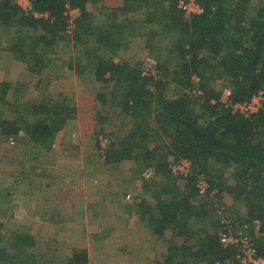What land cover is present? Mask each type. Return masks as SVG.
I'll return each mask as SVG.
<instances>
[{
  "label": "trees",
  "instance_id": "1",
  "mask_svg": "<svg viewBox=\"0 0 264 264\" xmlns=\"http://www.w3.org/2000/svg\"><path fill=\"white\" fill-rule=\"evenodd\" d=\"M179 1L120 0L97 6L99 0H32L34 11L49 14L36 18L3 0L0 33L6 34L7 45L0 42V50L26 62L32 78L39 75L40 81L64 43L71 47L67 52L76 73L93 76L96 98L118 107L123 120L112 131L102 160L128 162L141 187L150 191L152 198L138 202L143 211L137 214L154 235L164 240L172 235L155 264L232 260L238 246L221 243V232H241L264 257V105L248 117L228 105L258 92L264 96V0H196L201 12L187 16ZM66 4L80 11L70 31ZM143 29L151 30L146 35ZM135 37H143L141 53L123 57ZM9 85L2 82L0 94L3 112L10 114L0 115V139L7 143L27 138L44 145L75 114L63 89L29 110L27 102H3ZM104 120L99 114L100 131ZM181 159L189 161L191 172L177 177L168 167ZM146 169H152V177L142 176ZM199 178L207 185L205 194L197 191ZM223 197L231 203L220 202ZM252 221L259 224L257 232L249 226ZM6 234L0 236V264H37L27 254L34 243L29 234L7 239ZM86 262L82 250L62 264Z\"/></svg>",
  "mask_w": 264,
  "mask_h": 264
},
{
  "label": "crops",
  "instance_id": "2",
  "mask_svg": "<svg viewBox=\"0 0 264 264\" xmlns=\"http://www.w3.org/2000/svg\"><path fill=\"white\" fill-rule=\"evenodd\" d=\"M119 1L120 0H113L110 1V3L104 2V4L113 6L118 5ZM99 3L100 2L96 3L97 6ZM91 5L93 4L88 3L87 7L91 9ZM96 14L97 13H95V15ZM79 15L80 11L77 9L71 16L72 21ZM142 38L143 37H139L140 41H143ZM56 54L57 56L56 58H52V62L55 65L58 63L61 64L60 59H62L64 53L58 51ZM67 54H69V58H67L69 61L67 62L68 67L66 66V72L71 69L70 75L68 73L67 76H71L72 78H63L60 85L61 88L74 87L76 90L74 93V90L70 91L64 89L66 91L65 94H69L68 96L71 99L72 106L75 108L74 116L66 122L63 128L57 132L50 142L44 145L30 142L27 138L20 140L24 142V146L28 145L27 147L34 156L37 155L39 157L41 154H47L44 157L46 158V162L44 161L45 163L41 168V172L36 170L34 172L33 170L30 172L27 171L21 174V177L26 184L37 185L43 192H49L48 195H40V197H43L41 199L46 202L45 214L50 216V218H47V222L50 223V225L46 227L47 234H52L51 238L54 237L57 242L61 241V246H65V248L71 247V250L64 255L62 253H56L57 257L54 261L60 262L59 264L64 263L66 258L71 254H79L82 250H85L87 255L86 264L93 262L101 264L102 261L112 263L113 258L105 259V257L110 254H118L119 257L116 259H120L122 264L128 263L129 260V264H131V261L135 262L137 259L149 264H155L158 260L160 261L161 252L166 248L168 241L154 235L147 226L146 221L144 219L141 220L137 214L143 211V208L138 206V202L146 197L139 195L137 192L140 190L145 195L150 193V191L145 193L144 188L140 185V181L135 179L137 177L131 175L130 171L134 169V166H130L128 162L113 163L104 160L99 161L98 158L93 157L90 150V148H94L96 153V149H98L97 136L99 134H92L88 128L96 125L99 114L105 118L103 121L104 125H112L111 123L114 122L118 126L123 120L121 116L117 114L118 107H114L115 105L111 104L110 101H108L109 99L106 101L103 98L104 102H106L103 103L96 98V93L93 90L95 89L96 83L93 76L88 75L82 78L76 73L77 70L75 66L77 64L73 56L69 52H67ZM125 56L131 59L133 58V56H129L126 53L123 54V57ZM114 60L117 61L118 58H114ZM0 61V94L2 90L1 83L9 82L10 85L8 86L7 93L9 90L13 91L14 94L17 92L19 94L18 101L27 102L29 110H33L34 103H37L42 97H45L39 96V92L36 93V95H32V88H34V90H41L43 87L41 85L43 83V78L38 81V75V77L33 79L29 69L24 67L23 62L16 59L10 51L0 50ZM79 65H81V62ZM2 73H4L3 76ZM87 79L90 80V83ZM57 80L56 83L59 85L61 79ZM57 84L56 86H58ZM26 90L31 91L27 93ZM30 93L33 97L37 98L32 99L33 97L28 98V96L25 95ZM95 153L93 154L96 157L97 153ZM97 170L104 171H101L100 177L98 173L96 174ZM124 170L133 183V186L130 185L127 191H132L133 193H126V195L130 194V198L127 200L125 195L122 197L120 195L117 199L115 198L117 203L116 206L123 205V208H121V212L117 218L110 219L113 212L110 211L109 203H113L114 200L109 198V194L115 197L119 194L120 187L115 183H117L118 179L121 182L123 179L116 174H121ZM107 172H110V174H106ZM30 173L36 174L30 175ZM111 173H115L114 175L116 177L113 178L114 176H112ZM37 178H39V180H37ZM47 178L51 179L48 181L46 180ZM97 178L100 180L99 183L96 182V184H93V180H97ZM177 182L179 183L178 186L181 187L182 183L180 181ZM103 193H107L104 199L97 198V195H102ZM148 196H150V199L152 198L151 195ZM165 197L166 196H163V198ZM93 202L98 204L96 206L102 209L100 212L104 213L103 222L96 223L95 214L101 213L96 212L94 205L91 206V210L86 207L88 203ZM105 205H107L106 208H104ZM121 215L124 216L123 220L120 219ZM53 217L56 218V221ZM54 223L56 224L54 225ZM107 232H109L110 238H108ZM79 233H81L80 236L83 237L81 240L77 238ZM91 234L97 235V240L93 243L91 242V240H93L90 237L92 236ZM142 234L146 235V239L140 237ZM121 235L123 236L120 237ZM147 235H150L152 239ZM114 236L120 239H116ZM84 238L86 239L83 241ZM154 244L156 245L154 246ZM48 248L50 247L48 246ZM139 248L140 250L138 251L141 252L139 258L137 257L136 259L135 252H137ZM154 248L156 254L152 252ZM146 249L149 251L152 250L150 251L152 254L146 255ZM49 252L50 251H47L46 247V250L43 252L44 256L42 255L43 258H47L45 260H48L47 254H49ZM120 256H122V258ZM49 258H51V256ZM37 262V259H35L34 263Z\"/></svg>",
  "mask_w": 264,
  "mask_h": 264
},
{
  "label": "rangeland",
  "instance_id": "3",
  "mask_svg": "<svg viewBox=\"0 0 264 264\" xmlns=\"http://www.w3.org/2000/svg\"><path fill=\"white\" fill-rule=\"evenodd\" d=\"M103 1V2H102ZM110 1L113 0H99V2L102 3H110ZM117 1V0H114ZM92 5H91V9H92ZM96 16H98L99 18L101 17V15L96 14ZM154 29V28H153ZM151 29H143V33L147 35V33L150 31ZM156 30V29H154ZM153 30V31H154ZM5 37L6 34L5 33H0V42L1 44H6L5 42ZM93 39V38H92ZM139 37H135L132 41H131V45L130 48L128 50V53H126L129 56H133L136 57L137 55H139L141 52L138 51L140 48L139 46ZM168 41V38L166 37V40L162 43V44H166V42ZM0 44V45H1ZM7 45V44H6ZM71 47H69L68 45L66 46L64 43L60 45L59 49H61V52L64 53V55H62V59H60L61 64L58 63L57 65L53 64V67H51V71L50 70H44L42 73V78H43V83L41 84L43 87L41 88V90L37 89L34 90V88H32V95H36V93L39 92V96H45L42 97V99L44 98L45 100H47V98L50 96H55L54 93H56L58 91V89H65V90H70L73 91L75 93V88H69V87H62L61 88V83H62V79L64 78H72L71 76H67V74L71 73V69H69L66 72V66L67 62L69 61L67 58H69V54H67V49H69ZM102 50V48H99ZM58 53V52H56ZM144 55V53L142 54V56ZM57 54H54L53 58H56ZM126 58H129L127 56H125ZM1 63V61H0ZM23 66L24 67H28V65L26 64V62L23 61ZM34 68V67H32ZM37 68L32 69V71H36ZM4 72V71H3ZM4 73H2L3 76ZM32 75H37L36 72L32 73ZM73 76V75H72ZM55 79H61L59 81V85L57 83H55ZM56 84L58 86H56ZM85 90V89H83ZM27 93H29V90H26ZM172 91V90H171ZM85 92V91H83ZM24 93V92H23ZM66 93V91H65ZM26 96H28V98L33 97L30 94H25ZM69 95V94H68ZM23 98V97H22ZM36 99L37 97H33L32 99ZM12 99H17L19 100V94L16 92V94L13 93V91L9 90V92L7 94H5V98L3 99V102H11ZM41 99V100H42ZM19 103H22L20 101H18ZM5 103H2L0 101V115L2 116L3 114H5V116H10L9 112H3L4 108H5ZM18 110V109H17ZM20 110V109H19ZM14 111V110H13ZM19 112H23V110L19 111ZM101 125V123H99ZM112 125H103V129L102 131H100L98 129V127H96V125L94 126H90L88 129L92 134H95L96 132H98V136H97V142L98 139H100V137L104 138L107 137L109 138L111 136L112 131L116 130V124L114 122L111 123ZM97 135V134H96ZM71 136V134H70ZM23 141H19L18 143H16V145H10L8 144L6 141H3L2 139H0V224H3L2 228L0 229V236L6 232L7 234L6 239L11 237L14 233L18 236H21L22 233H27L29 234L34 243L32 245V247H29L27 249V254L32 255L33 259H37V264H59L60 262H56L54 261V259H56L57 254H65L67 253L69 250H71V247H67L65 248V246H61L62 243L61 241H56L53 238H51L52 234H47V230L46 227L47 225H50L49 222H47V218H50V216H47L46 213V202L41 199L43 197H40V195H48L49 192H43L42 190H40L38 188L37 185H32V184H26L25 181L22 179L21 174L25 173V172H30L33 170V172L36 170L38 172H41V168L43 166V164L46 162V158H44L47 154H41L39 155V157L36 155L34 156L30 149L27 147L28 145H23ZM91 153L93 155L94 158H98V160L102 161L103 157L100 154V151L98 149H96V153L97 156L95 157V155L93 153H95L94 148H90ZM95 153V154H96ZM85 160H87L86 158H84ZM97 160V159H96ZM45 161V162H44ZM35 163V164H34ZM132 166V165H130ZM74 171V170H73ZM103 170H97L96 174L98 173V176L100 177V173ZM104 172V171H103ZM112 172V171H111ZM131 175H135L137 176V174L132 170L130 171ZM31 174L30 175H35ZM106 174H110V172H107ZM115 173H111L112 176H114L113 178H115L116 176L114 175ZM120 173H117L116 175H118L122 180V182L118 179L117 183L118 186L120 187L119 189V194L115 197L112 196L111 194H109V198L114 200L113 203L110 202V211L113 212V214L110 216V219L112 218H117L119 213L121 212V208H123V205L121 206H116V199L118 198V196L121 195V197L126 194V193H133L132 191H127L129 190L128 188L131 186H133V183L131 182V180L129 179V175H127V173L125 172V170L119 175ZM51 178H47L46 180H50ZM37 180H39V178H37ZM100 180H93V184L99 183ZM132 183V184H131ZM8 188H10L11 191H9L8 193L6 192V198L3 197L2 193L5 191H8ZM14 190V191H13ZM127 191V192H126ZM48 192V193H47ZM139 195H143L146 196L147 198H149L148 195H151V193L148 194H143L140 190L137 192ZM147 193V192H145ZM7 195H10L7 197ZM99 199H104V196H107V193H103L102 195H97ZM127 195H125L126 197ZM130 196V194H129ZM145 197V198H146ZM116 198V199H115ZM120 198V197H119ZM127 200V197H126ZM45 203H44V202ZM104 201V200H103ZM222 201H227V203H231L232 200H227L225 199V197H223V199H220V202ZM51 202V201H48ZM225 203V202H224ZM229 203V204H230ZM53 204V203H52ZM94 205V209L96 210V212H99L101 214H95V219H96V223L99 222H103V218H104V213L100 212L102 211V209H100V207L96 206L98 204L96 203H88L86 205L87 208H89L91 210V206ZM107 205H105L104 208H106ZM48 212V211H47ZM110 212V213H111ZM53 219L56 221V218L53 217ZM81 219V218H80ZM120 219L123 220L124 216L121 215ZM79 220V219H78ZM81 221V220H80ZM112 221V220H111ZM207 223V221H205ZM56 223H54L55 225ZM53 225V224H52ZM195 226V224H194ZM56 227V226H55ZM14 234V235H15ZM81 233H79V236H77V238L79 240H81L80 236ZM168 234V233H167ZM92 235V234H91ZM108 238H110L109 236V232H107ZM124 235V233H123ZM123 235H121L120 237H122ZM169 235V234H168ZM151 238L150 235H147ZM13 237V236H12ZM91 242L93 243L95 240H97V235H92L90 236ZM116 239H120L119 237L114 236ZM140 237H144L146 239V235L142 234V236L140 235ZM164 237V236H163ZM168 240H171L172 235L167 236L166 237ZM86 238L83 239V241ZM152 239V238H151ZM166 239V241H168ZM169 243V242H168ZM156 244H154L155 246ZM48 246L50 248H48ZM47 247V251L49 250V254L48 255V260L46 257L43 258V252L46 250ZM137 249V252H135V258L137 259V257L139 258V254L141 251ZM148 249H146V255H151L152 252H154V254H156L155 252V248L150 251H147ZM43 251V252H42ZM60 252V253H59ZM114 252V251H113ZM145 253V252H143ZM43 255V256H42ZM51 256V258H49ZM119 255H109L106 256L105 259L108 258H113V262L112 263H106L105 261H102L101 264H122V261L119 259L117 260L116 258H118ZM122 258V256H120ZM141 257V256H140ZM22 258V257H21ZM144 261V260H143ZM35 262V261H34ZM130 260L128 261L129 264ZM62 264V263H61ZM90 264H96V263H90ZM131 264H149L146 263L145 261L142 262L139 259H137L135 262L131 261Z\"/></svg>",
  "mask_w": 264,
  "mask_h": 264
},
{
  "label": "built area",
  "instance_id": "4",
  "mask_svg": "<svg viewBox=\"0 0 264 264\" xmlns=\"http://www.w3.org/2000/svg\"><path fill=\"white\" fill-rule=\"evenodd\" d=\"M3 1V0H0ZM12 3H14L24 14H30L36 18L44 17L47 18L49 14L47 12H36L33 10L32 7V0H9ZM178 7L184 12V14L190 15V14H196L201 12V7L197 3L196 0H180L178 2ZM66 10L64 11V15L67 17V23L68 27L67 30L70 31V28L73 26V21L71 19V16L73 15V12H76L77 9L71 8L68 4L65 5ZM148 61L155 63L154 60L151 58H147ZM223 94L225 96L230 94V91L228 88L223 89ZM232 112L238 113L244 117H248L253 113H256L258 110H260L264 105V96L262 92H258L254 94L250 100L245 102H236L235 104L231 105ZM110 139L107 137H100L98 139V150L100 151V154L102 157H105V149L108 145ZM169 170L171 171V174L174 176H186L191 172V165L188 160L181 159L176 162H173L169 165ZM152 169H146L142 176L144 178H150L152 177ZM197 191L199 194H205L207 190V185L204 182L203 179H198L196 182ZM248 226V225H247ZM253 229L257 232L259 228V224L257 221H252L251 225ZM220 241L223 244L232 243L236 244L238 246V254L235 255V257L232 260H227L223 263L216 262L215 264H264V257L257 256L256 252L252 246V242L249 241V238L245 235H243L241 232H239L237 235L234 234H228L226 233H220Z\"/></svg>",
  "mask_w": 264,
  "mask_h": 264
}]
</instances>
